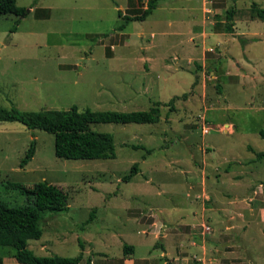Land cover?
I'll return each mask as SVG.
<instances>
[{"label":"rangeland","instance_id":"1","mask_svg":"<svg viewBox=\"0 0 264 264\" xmlns=\"http://www.w3.org/2000/svg\"><path fill=\"white\" fill-rule=\"evenodd\" d=\"M162 1L120 31L117 12L146 0H15L25 17L15 26L0 17L1 108H159L155 124L91 125L113 137L106 160L58 159L52 135L0 122V200L27 205L6 183L45 181L66 194L67 210L43 214L40 238L27 241L33 255L122 264L126 244L130 260L152 255L150 264H264V159L253 153L264 150V19L254 13L264 0L188 1L205 15L190 38L176 9L187 1L166 0L169 13ZM12 252L0 246L3 264L15 262Z\"/></svg>","mask_w":264,"mask_h":264},{"label":"trees","instance_id":"2","mask_svg":"<svg viewBox=\"0 0 264 264\" xmlns=\"http://www.w3.org/2000/svg\"><path fill=\"white\" fill-rule=\"evenodd\" d=\"M142 1V0H138ZM157 0H146L143 9L132 14L117 12L121 23L117 30H122L128 22L143 21L156 8ZM24 8L17 7L15 0H0V17L12 15L19 18L26 15ZM255 16L264 19V11L255 9ZM233 6L224 12V32H231ZM14 31V27L10 29ZM184 95V94H183ZM182 95V97H184ZM159 120L158 104H153L147 110L119 112L114 110H91L84 108L78 110L71 106L67 110H40L20 111L13 107L8 109L0 107V122H16L29 131L38 130L53 137V155L63 160H106L113 159L114 144L110 133L98 132L90 129L93 124H155ZM264 143V131L258 132ZM141 148L142 147H134ZM148 153V150H145ZM34 153L33 143H30L18 167H24ZM255 160L264 159V150L253 152ZM136 164L133 163L127 175L122 180L127 182L134 175ZM3 190H10L22 195L27 205L12 207L0 200V246L11 247V257L18 264H78L80 255L73 258L57 255L38 257L27 249L28 240H37L41 236L39 223L43 214L65 212L67 210L66 194L56 186L45 181L37 182L26 187L20 183H6ZM161 247L160 244H154ZM132 247L122 245V253L129 254ZM1 264V258H0ZM88 264V262H87Z\"/></svg>","mask_w":264,"mask_h":264},{"label":"crops","instance_id":"3","mask_svg":"<svg viewBox=\"0 0 264 264\" xmlns=\"http://www.w3.org/2000/svg\"><path fill=\"white\" fill-rule=\"evenodd\" d=\"M181 1H187V4H185V6H182L181 8L179 7V8H176V9H179V10H181L183 12L184 17H183L182 23L185 25L184 27L187 29L186 32L188 33V35H187L188 38H190L191 35L200 36L201 35L200 33L199 34L198 33L193 34L190 31V26H191V24L193 26L194 25H199V22L202 21V18L204 19V17H205L204 14H203V16H202V14L199 15V11L201 9L200 6H201L202 3H200L199 6H198L195 3L192 4V3L188 2L190 0H181ZM162 2L164 4L163 7L161 6V9L162 10L165 11L167 9L166 11H168V13H169L172 10L175 9V8L173 9L172 7H168L167 6V3H166V0H163ZM158 5H161L160 0H158L156 7ZM165 22H166L167 25H169V27H171V24L169 23V20H168V22L167 21H165ZM167 35H169V34H167ZM257 79H259L260 83H263L264 84V76L263 75L257 74ZM152 226L153 225H151V227ZM148 234L150 235V233H148ZM148 234L147 233H144L145 236L148 235ZM42 248H44V247H42ZM132 254H133V248H132V251L128 254V256L127 257H124L122 259V261H121L122 264H150V262H152L153 259L156 258V257H152V255H151L149 257L140 258L138 260H130V257L132 256ZM1 264H3V259L2 258H1ZM11 264H15V262H11Z\"/></svg>","mask_w":264,"mask_h":264},{"label":"built area","instance_id":"4","mask_svg":"<svg viewBox=\"0 0 264 264\" xmlns=\"http://www.w3.org/2000/svg\"><path fill=\"white\" fill-rule=\"evenodd\" d=\"M208 12H209V10H208ZM205 124L206 123L204 122V119H201L200 120V125H199V129H200V134L201 135H206L208 133L207 131L209 130V128L207 126H205ZM199 228L201 230V234L207 233L210 230L209 226L205 225L203 223L200 224Z\"/></svg>","mask_w":264,"mask_h":264}]
</instances>
